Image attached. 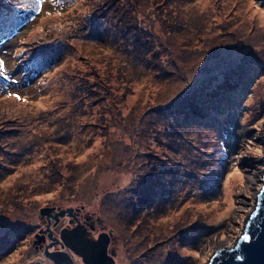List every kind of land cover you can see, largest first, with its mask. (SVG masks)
Instances as JSON below:
<instances>
[{
  "label": "rangeland",
  "instance_id": "374dc122",
  "mask_svg": "<svg viewBox=\"0 0 264 264\" xmlns=\"http://www.w3.org/2000/svg\"><path fill=\"white\" fill-rule=\"evenodd\" d=\"M112 1L0 15V264H86L91 222L113 264H208L256 206L264 0Z\"/></svg>",
  "mask_w": 264,
  "mask_h": 264
},
{
  "label": "water",
  "instance_id": "95a60500",
  "mask_svg": "<svg viewBox=\"0 0 264 264\" xmlns=\"http://www.w3.org/2000/svg\"><path fill=\"white\" fill-rule=\"evenodd\" d=\"M43 210L42 213H45ZM66 212L73 213V208L62 210L61 215ZM249 236L247 241L238 239L230 247H221L211 256L208 264H264V170L263 186L256 197V206L247 217L245 230L240 235ZM40 243L43 238L38 236ZM62 240L71 248L77 250L83 255L86 264H113L112 255L107 253V244L110 243V237L102 233L97 241H91L86 238L81 227L74 228L70 233L62 235ZM52 257L54 264L63 263L61 259L64 252H59L54 256L52 252H46ZM52 254V255H51Z\"/></svg>",
  "mask_w": 264,
  "mask_h": 264
},
{
  "label": "trees",
  "instance_id": "16d2710c",
  "mask_svg": "<svg viewBox=\"0 0 264 264\" xmlns=\"http://www.w3.org/2000/svg\"><path fill=\"white\" fill-rule=\"evenodd\" d=\"M6 1H8V0H0V15H2L3 13H6V12H11V11H15L16 9H17V11H15L16 12V15H14V14H11L10 15V18H13V16H22V15H26V14H28V12H29V10L30 9H28V10H24L23 8H20V7H18L17 8V6L16 5H14V7H10L11 5H9V3H6ZM117 1V0H116ZM115 3V0H113L112 1V3H111V6H112V4H114ZM126 7H127V5L126 4H124ZM117 6V8H118V10H120V7L118 6V5H116ZM161 7H160V4H157L156 6H155V10H158V9H160ZM102 10H107L105 7L103 8H99L98 10H96L95 12H99V11H102ZM121 10H122V7H121ZM12 16V17H11ZM1 17V16H0ZM102 19V18H99V17H96V16H93V15H91V16H86V25L85 26H87L89 23H90V21H92L93 19ZM3 24V23H2ZM81 26H82V24H81ZM80 26V27H81ZM79 27V28H80ZM113 34V33H112ZM120 34V33H119ZM119 34H116L115 36H119ZM206 106V105H205Z\"/></svg>",
  "mask_w": 264,
  "mask_h": 264
},
{
  "label": "flooded vegetation",
  "instance_id": "af4514ba",
  "mask_svg": "<svg viewBox=\"0 0 264 264\" xmlns=\"http://www.w3.org/2000/svg\"><path fill=\"white\" fill-rule=\"evenodd\" d=\"M76 218H77V216H76V214H73ZM81 219H79V218H77V221H80ZM88 223V222H87ZM86 225V224H85ZM90 227L92 228V230H95L96 229V226L94 225V223H92L91 222V224H90ZM92 230H90L89 228L87 229H84L83 230V232L85 233V235H86V238L87 239H89V240H91V241H97L98 239H99V236L100 235H98L97 236V238L96 239H91L90 237H89V233H90V231H92ZM66 233H63V235H65ZM68 234V233H67ZM42 238H43V245L42 246H46L47 245V243H46V240H45V238H46V236L45 235H43L42 236ZM57 243H60V247H67L68 245L66 244V243H63V241L61 240V239H57ZM69 248H71L70 246H68ZM107 253H108V255H110V253H109V244H107ZM71 249H73V248H71ZM74 251H76L77 253H79L77 250H75V249H73ZM49 252H52V254L53 255H55V254H59V252H63V251H61V250H52V251H49ZM51 254V255H52ZM80 254V253H79ZM82 256V255H81ZM83 257V256H82ZM83 260H84V257L82 258Z\"/></svg>",
  "mask_w": 264,
  "mask_h": 264
},
{
  "label": "snow or ice",
  "instance_id": "6c2138e0",
  "mask_svg": "<svg viewBox=\"0 0 264 264\" xmlns=\"http://www.w3.org/2000/svg\"><path fill=\"white\" fill-rule=\"evenodd\" d=\"M54 2L59 4L60 0H54ZM3 65H4V62L0 61V75H3ZM10 95H12V94L10 93ZM15 98L18 99V100L21 99V97L18 96V95ZM238 239H243V240L247 241L249 239V236L247 234H244L241 237H239Z\"/></svg>",
  "mask_w": 264,
  "mask_h": 264
},
{
  "label": "bare ground",
  "instance_id": "6f19581e",
  "mask_svg": "<svg viewBox=\"0 0 264 264\" xmlns=\"http://www.w3.org/2000/svg\"><path fill=\"white\" fill-rule=\"evenodd\" d=\"M251 182H254V176L252 175L251 179H250ZM61 259L63 260V263H59V264H70L69 262V257L67 254H63Z\"/></svg>",
  "mask_w": 264,
  "mask_h": 264
}]
</instances>
